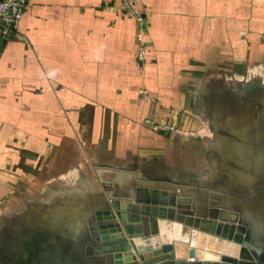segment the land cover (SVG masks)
Returning <instances> with one entry per match:
<instances>
[{
    "label": "crops",
    "instance_id": "crops-1",
    "mask_svg": "<svg viewBox=\"0 0 264 264\" xmlns=\"http://www.w3.org/2000/svg\"><path fill=\"white\" fill-rule=\"evenodd\" d=\"M135 3L140 27L115 0H28L0 42V218L11 234L18 216L63 198H124L205 165L191 166L194 144L156 124L183 128V108L194 106L210 128L223 91L215 75L254 55L264 0Z\"/></svg>",
    "mask_w": 264,
    "mask_h": 264
},
{
    "label": "water",
    "instance_id": "water-1",
    "mask_svg": "<svg viewBox=\"0 0 264 264\" xmlns=\"http://www.w3.org/2000/svg\"><path fill=\"white\" fill-rule=\"evenodd\" d=\"M221 92L208 115L215 175L133 185L124 198L107 194L66 208V217L18 216L17 246L41 245L28 264H262L264 82Z\"/></svg>",
    "mask_w": 264,
    "mask_h": 264
},
{
    "label": "rangeland",
    "instance_id": "rangeland-1",
    "mask_svg": "<svg viewBox=\"0 0 264 264\" xmlns=\"http://www.w3.org/2000/svg\"><path fill=\"white\" fill-rule=\"evenodd\" d=\"M256 45H254V51L253 52V56L252 57H248L243 59H238L237 62H235L234 64L229 65V61H227V66H225L227 70H230V72H221L218 75H215L216 80L214 81H220V85H223L222 88H230L229 86H235V84H242L244 87L248 86L247 84H244L247 82V79H249V76L253 77L255 76H260L263 80H264V38H261L259 43H255ZM224 68V67H222ZM209 74L206 75V79H209ZM251 78V77H250ZM257 78V77H256ZM249 81V80H248ZM258 81V78L256 79V82ZM237 88H240L238 86H236ZM183 108V107H182ZM197 107L194 106H187L185 108H183L186 112H188V115L184 116V118L182 119L183 121L185 120L186 123H183L181 126H183V128H171L172 130H167V134H180L183 137H178L179 139L181 138V140L183 142H190L192 144H194L195 148L190 149V151L194 154V157L191 158V156L193 154H190V158L187 160L189 161V163L191 164V166H193L195 164L196 159L199 158L200 162H201V158L204 157V154H198V151H200V148H202V144L200 143V141L203 139L204 141H206V148L210 147V142L215 143L212 134L210 133V128H209V123L207 122V119L205 117V113L200 112V114L198 113V109H196ZM174 115L176 118L182 117L181 113H179L178 109L174 110ZM189 123V125H188ZM156 126H159V124H156ZM172 126V125H171ZM169 141V139H167ZM199 140V141H197ZM210 141V142H209ZM200 148H197V147ZM217 147V146H216ZM197 148V149H196ZM196 150V151H195ZM208 152V151H207ZM221 152V151H220ZM205 165L200 164V167L198 169L197 172H192L190 170V172L187 171H183L180 172V176L178 179L182 178L184 180V182H189L192 181L193 179L198 180L197 178H204L206 180H209V178L213 175V173L216 170V165L214 164V168L212 166H209L211 161L210 159H208V157H211V154L208 155L207 153L205 154ZM203 156V157H202ZM212 164V163H211ZM213 165V164H212ZM197 167V166H196ZM184 172H187L186 174ZM216 174V172L214 173V175ZM176 178V180H178ZM203 179V180H204ZM183 182V181H181ZM183 182V183H184ZM209 193H213L210 190ZM65 201V198L62 199V203H60L59 205L62 206ZM93 201H95L93 199ZM67 206V205H65ZM58 208L55 209H51V211L53 210V212H57ZM50 211V210H49ZM49 211H43L44 214H48ZM34 217V216H33ZM46 218V217H45ZM43 219V218H42ZM1 222H0V227H1Z\"/></svg>",
    "mask_w": 264,
    "mask_h": 264
},
{
    "label": "flooded vegetation",
    "instance_id": "flooded-vegetation-1",
    "mask_svg": "<svg viewBox=\"0 0 264 264\" xmlns=\"http://www.w3.org/2000/svg\"><path fill=\"white\" fill-rule=\"evenodd\" d=\"M256 77L258 78V82L259 83H263L264 82V80L260 76H256ZM256 77L255 76L253 77V75L249 76V79H247V82L244 83V84L248 85V84H251V82L253 83L257 79ZM236 86H238L240 88L244 87L242 84H237V85L235 84V86H232V85L229 86L230 89L229 88H222V90L223 91H226V90L236 91V90L240 89V88H237ZM222 87H223V85H222ZM245 87H247V86H245ZM220 95L225 96L227 94L221 92ZM220 102L221 103L219 105L226 104V103H223L224 101H220ZM211 106H213V105H211ZM216 106H218V105H215L214 107H211L210 110L211 111H213V110L217 111L218 108L216 109ZM210 133L212 134L213 132H211V130H210ZM197 141H199V140H197ZM205 142L206 141H204L203 139L200 141V143H203V144ZM209 145H210V147L206 148V146H204L203 150L201 151V155L204 154V157L202 156L204 159L206 157V155H205L206 153L208 155L214 154V152L216 150V146H215V144L213 142H210ZM208 159H210L212 164L214 163L213 162L214 158H212V157L209 158L208 157ZM211 163H210L209 166H212L214 168V164L212 165ZM203 179L204 178H202V179L199 178L198 180L202 181ZM206 200H208L209 202H212L214 199H211V198L208 197ZM216 215H217V213H215V216ZM0 222H1V225H2L0 227V264H10V263H12V264H28L29 256H31L32 253L36 254L35 257H38L41 254V253H39V251L41 249L40 248L41 245L34 244V245L30 246L29 248L26 247V244L24 246L23 245L17 246V243H18L19 240H16V239L17 238L18 239L21 238V240H22V237L24 236V234L18 233V236H17V233L16 234H11L10 231H9V228H7V225L5 224L6 222H5V218L4 217L0 218ZM11 241H14V245L12 244ZM15 242H17V243H15ZM260 258H261L262 264H264V251L260 254ZM29 264H32V262L29 263Z\"/></svg>",
    "mask_w": 264,
    "mask_h": 264
},
{
    "label": "built area",
    "instance_id": "built-area-1",
    "mask_svg": "<svg viewBox=\"0 0 264 264\" xmlns=\"http://www.w3.org/2000/svg\"><path fill=\"white\" fill-rule=\"evenodd\" d=\"M120 4L122 13L133 19L140 27L145 24L144 15L137 10L135 0H115ZM28 0H0V42H7L14 37L17 27L23 17ZM145 51L143 48L139 49L137 55V62H145ZM142 95L145 97L146 93ZM156 129L172 130L171 128L159 126Z\"/></svg>",
    "mask_w": 264,
    "mask_h": 264
},
{
    "label": "bare ground",
    "instance_id": "bare-ground-1",
    "mask_svg": "<svg viewBox=\"0 0 264 264\" xmlns=\"http://www.w3.org/2000/svg\"><path fill=\"white\" fill-rule=\"evenodd\" d=\"M172 185V184H171ZM170 185V186H171ZM96 201V200H95ZM65 205H67V206H65ZM81 204H79V202L78 201H76V200H68V201H65V203L60 207V208H58L57 210V212H53V210L51 211H49V213L48 214H44V212L43 211H41V212H39V213H34V217H38V216H41V217H39L40 219H42V218H47V217H66L68 214H67V210L68 209H66V208H69V207H72V208H74V207H79ZM37 212V211H36ZM64 212V213H63ZM222 232V231H221ZM224 232V231H223ZM225 232L227 233V229H225ZM229 232V231H228ZM197 242H198V240H197ZM199 243V242H198Z\"/></svg>",
    "mask_w": 264,
    "mask_h": 264
}]
</instances>
